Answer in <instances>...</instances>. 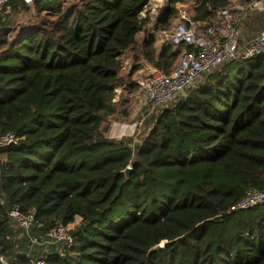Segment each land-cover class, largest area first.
<instances>
[{"label": "trees", "instance_id": "trees-1", "mask_svg": "<svg viewBox=\"0 0 264 264\" xmlns=\"http://www.w3.org/2000/svg\"><path fill=\"white\" fill-rule=\"evenodd\" d=\"M150 2L9 0L0 11V137L18 138L0 149V257L10 264H264V204L233 210L264 190V55L203 75L149 118L140 144L96 138L127 116L144 63L169 75L192 50L172 34L157 45L176 7L207 24L230 3L170 0L167 21L141 38ZM33 10L35 24L14 23ZM15 208L34 216L28 230ZM59 226L73 247L44 244Z\"/></svg>", "mask_w": 264, "mask_h": 264}, {"label": "built area", "instance_id": "built-area-1", "mask_svg": "<svg viewBox=\"0 0 264 264\" xmlns=\"http://www.w3.org/2000/svg\"><path fill=\"white\" fill-rule=\"evenodd\" d=\"M32 6L34 0H24ZM228 6L213 10V17L207 24L194 20L184 11L176 25L171 41L175 46H189L178 61L174 71L167 75L151 69L148 75L138 82L137 100L141 106L140 118L136 127L142 131L149 118L170 107L180 96L194 90L203 75L233 61H243L264 55V28L243 39V22L252 14L264 13V0H230ZM9 0H0L2 11ZM18 138L8 133L0 137V149L16 145ZM135 144V142H134ZM136 145V144H135ZM129 168H132L131 166ZM264 204V190H253L240 200L233 210H249ZM10 217L22 229L28 230L34 224L33 215H25L18 208L11 210ZM35 242V241H34ZM76 239L70 227L59 226L48 233L45 245L71 248ZM0 261L10 264L3 257ZM32 264H49L46 259L33 260Z\"/></svg>", "mask_w": 264, "mask_h": 264}, {"label": "rangeland", "instance_id": "rangeland-1", "mask_svg": "<svg viewBox=\"0 0 264 264\" xmlns=\"http://www.w3.org/2000/svg\"><path fill=\"white\" fill-rule=\"evenodd\" d=\"M66 1L70 4V3L74 2L75 0H66ZM170 9H171L170 0H151L150 4L148 5V7H146V9L143 13V17L147 16L148 18H150V23L148 25V28L146 29V32L141 33L140 37L143 38V37H145V35L148 32L152 33L153 31H155V29L158 27L159 22L167 21V19H165V17H164V14L167 11H169ZM176 9L178 11L177 12L178 18H176L174 21H172L171 27L169 29L170 32L166 31V32L159 33V35L157 37L158 38L157 45L159 44L158 46L161 45V41H168L169 40L170 35L173 33V31H174L176 25L178 24L179 19H180L181 15L183 14L184 11H188L189 15L192 14V12L189 10V8L187 6L179 5L176 7ZM252 16L255 18L254 20H252V22H256L257 24L258 23L264 24V13L263 14H252ZM37 20L38 19L36 18L35 11L33 10L31 14H29V13L19 14L14 19V21H15L14 23L19 25V26L20 25H28V24H35L37 22ZM132 68H133V65H131L129 62H126L125 66H124V70H125L124 72L129 73L132 70ZM200 81H201V79H200ZM121 91L122 90L117 91V97L116 98H117V101L119 103L122 102V100H123V99H118L119 96L122 95ZM122 98H124V97H122ZM137 103L140 105V103L138 101H137ZM140 113L137 115L138 118H136V120L133 121L134 123L132 125H128L126 127H125V124H123V120L120 119V118H122V115H120V114L115 115L112 118H110L109 120H107V122L104 124V127L101 131L105 130L107 137H109V135L111 133H113L111 130V126H113V128L116 126L120 128V125H117V124L121 123V129L124 127L126 129V130L125 129L123 130V131H125V133H123L122 136L113 135V137L111 138L113 141H120V139L121 140H122V138L124 139V136L129 135V132H131V133L135 132V125L134 124H136L137 120H139ZM114 122H116V123H114ZM131 138H133V136ZM97 140H99V138H97ZM100 140H102V139H100ZM101 142H108V141L104 140ZM141 142L142 141H140L139 139L135 140V144H140Z\"/></svg>", "mask_w": 264, "mask_h": 264}, {"label": "crops", "instance_id": "crops-1", "mask_svg": "<svg viewBox=\"0 0 264 264\" xmlns=\"http://www.w3.org/2000/svg\"><path fill=\"white\" fill-rule=\"evenodd\" d=\"M254 19L255 18L253 16H248V17L245 18V20L243 22V27H244L243 28V39H246V38L250 37V35L252 33L256 32L257 30L262 29V27H264V24H259V23L257 24L256 22H252V20H254ZM126 62H129L131 65H133L132 64V60L130 58L127 59ZM151 69H153L152 66H150L147 63H144L142 65L141 70L136 75V78H135L136 82L138 83L146 75H148L149 72L151 71ZM121 94H122V91H121ZM122 97H123V94L121 96H119L118 99H123ZM136 100H137V95H136V97H134V99L131 98L129 100V102L127 104V116H122V118H120L121 120H123V124H125V127L128 126V125H132L134 123L133 121L136 120V118H138L137 115L141 112V106L137 103L138 100L137 101ZM114 123H116V122H114ZM117 125H120V128L117 127V126L113 128V126H111V130H112L113 133H111L109 135V137H107L105 130L104 131H100L99 134L96 135V138H99L98 141L107 140L109 142V141H113L111 139L113 137V135L122 136L123 133H125V131H123L125 129V127L121 129V123L117 124ZM134 125H135V132L134 133L129 132V135L124 136V139L122 138V140L132 139L133 142H135L136 139L142 138V135L145 136L149 132V130H147L146 128L144 130L140 131V130L137 129L136 124H134ZM132 136H133V138H131ZM100 139H102V140H100ZM80 222H81V218L78 217L76 219L75 224L73 226H71V227H77L80 224Z\"/></svg>", "mask_w": 264, "mask_h": 264}, {"label": "water", "instance_id": "water-1", "mask_svg": "<svg viewBox=\"0 0 264 264\" xmlns=\"http://www.w3.org/2000/svg\"><path fill=\"white\" fill-rule=\"evenodd\" d=\"M131 170H132V168H129V167H128V168L124 171V175L127 177V179H129V176H130ZM161 248H163V244L154 247L151 251H159ZM0 264H5V263H3L2 261H0Z\"/></svg>", "mask_w": 264, "mask_h": 264}]
</instances>
